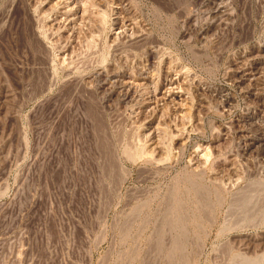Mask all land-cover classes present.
I'll return each mask as SVG.
<instances>
[{
	"label": "rangeland",
	"instance_id": "374dc122",
	"mask_svg": "<svg viewBox=\"0 0 264 264\" xmlns=\"http://www.w3.org/2000/svg\"><path fill=\"white\" fill-rule=\"evenodd\" d=\"M225 1L0 0V264H264V0Z\"/></svg>",
	"mask_w": 264,
	"mask_h": 264
},
{
	"label": "bare ground",
	"instance_id": "6f19581e",
	"mask_svg": "<svg viewBox=\"0 0 264 264\" xmlns=\"http://www.w3.org/2000/svg\"><path fill=\"white\" fill-rule=\"evenodd\" d=\"M64 1H68V0H64ZM70 1V0H69ZM71 1H74V0H71ZM115 1V0H114ZM217 1V0H216ZM227 1V0H226ZM225 1V2H226ZM99 2V1H98ZM213 2V1H212ZM220 2V1H219ZM222 2V1H221ZM70 3V2H69ZM82 3V2H81ZM88 3V2H87ZM119 3L121 4V2L119 1ZM125 3V2H124ZM210 3V2H209ZM83 4V3H82ZM86 4V3H85ZM116 4V3H115ZM216 4V3H215ZM218 4V3H217ZM53 5V4H52ZM64 5H65V2H64ZM84 5V4H83ZM82 5V6H83ZM128 5V4H127ZM225 5V4H224ZM75 6V5H74ZM87 6V5H86ZM119 6V5H118ZM222 7H223V5H221ZM116 7V6H115ZM120 7H121V5H120ZM125 7H126V5H125ZM211 7V6H210ZM213 7V6H212ZM71 7H69V9H70ZM220 8V7H219ZM65 9V8H64ZM68 9V8H67ZM73 9V8H72ZM71 9V10H72ZM102 9V8H101ZM120 9V8H119ZM126 9V8H125ZM215 9V8H214ZM213 9V10H214ZM78 10V9H77ZM87 10V9H86ZM124 10V9H123ZM223 10V9H222ZM227 10V9H226ZM62 11V10H61ZM67 11V10H66ZM116 11H117V9H116ZM126 11V10H125ZM225 11V10H224ZM214 12V11H213ZM216 12V11H215ZM220 12V11H219ZM227 13H228V11H226ZM117 13V12H116ZM122 13V12H121ZM223 13V12H222ZM60 14H61V12H60ZM64 14V13H63ZM101 14V13H100ZM124 14V17H125V15H126V13L124 12L123 13ZM128 14V13H127ZM219 14H221V13H219ZM229 14V13H228ZM118 15V14H117ZM80 17H81V15H79ZM123 16V15H122ZM224 16V15H223ZM65 17V16H64ZM73 17V16H72ZM214 17H215V15H214ZM122 18V17H121ZM127 18V17H126ZM128 18H130V17H128ZM132 18V17H131ZM130 18V19H131ZM54 19H56V18H54ZM69 19H70V17H69ZM104 19V18H103ZM116 19V18H115ZM196 19V18H195ZM214 19V18H213ZM212 19V20H213ZM226 19V18H225ZM61 20V19H60ZM63 20V19H62ZM78 20V19H77ZM123 20H124V18H123ZM122 20V21H123ZM211 20V21H212ZM55 21V20H54ZM53 21V22H54ZM127 21V20H126ZM125 21V22H126ZM61 22V21H60ZM72 22V21H71ZM75 22V21H74ZM130 22H133V20L132 21H130ZM136 22V21H135ZM56 23V22H55ZM62 23V22H61ZM64 23V22H63ZM69 23V22H68ZM120 23H122V22H120ZM208 23V22H207ZM217 23H219V22H217ZM52 24V23H51ZM73 24H75V23H73ZM124 24V23H123ZM133 23H131V25H132ZM210 24V23H209ZM216 24V23H215ZM125 25V24H124ZM130 25V26H131ZM134 25V24H133ZM132 25V26H133ZM208 25V24H207ZM54 26V25H53ZM57 26V25H56ZM73 26V25H72ZM120 26V25H119ZM119 26H117V27H119ZM123 26V25H122ZM124 27V26H123ZM126 27V26H125ZM128 28V27H127ZM131 28V27H130ZM218 28V27H217ZM120 32H121V30H119ZM118 31V32H119ZM122 31H123V29H122ZM140 32V31H139ZM204 33V32H203ZM116 34V33H115ZM114 34V36H116ZM134 35H135V33H133ZM141 35H142V33H141ZM138 36V35H137ZM183 36H184V34H183ZM131 37V36H130ZM115 40V39H114ZM135 41V40H134ZM131 44V43H130ZM153 45V44H152ZM130 46V45H129ZM158 48V47H157ZM258 51V50H257ZM150 52V51H149ZM248 53V52H247ZM126 54V53H125ZM261 54V53H260ZM259 54V55H260ZM153 55V54H152ZM155 55V54H154ZM258 55V54H257ZM257 55H256V52H255V55L253 56V57H257ZM150 56V55H149ZM247 57V60L249 59L248 58V56H246ZM125 58V57H124ZM251 58V57H250ZM252 59V58H251ZM250 59V60H251ZM150 60V59H149ZM257 60V59H256ZM241 61V60H240ZM262 61V60H261ZM246 62V61H245ZM251 61H249V63H250ZM123 63H124V61H123ZM123 63H121V64H123ZM242 63H244V61L242 62ZM236 64V63H235ZM241 64V63H240ZM238 65V64H237ZM263 65V64H262ZM115 66V65H114ZM124 66V65H123ZM146 66V65H145ZM253 66V65H252ZM113 67V66H112ZM236 68H238L239 67V65L238 66H235ZM235 67H233V68H235ZM100 68V67H99ZM242 68V67H241ZM258 68H259V63H258ZM261 68V67H260ZM107 69V68H106ZM116 69V68H115ZM243 69V68H242ZM247 69V68H246ZM113 70V69H112ZM239 70V69H238ZM253 70H255V69H253ZM260 70V69H259ZM261 70H263L264 71V69H261ZM260 70V71H261ZM107 71V70H106ZM115 71V70H114ZM114 71H111L110 73H109V75H108V78H111L112 80H113V82L114 83H116V85H118V87L120 88V89H123L122 90V92L124 91V94L126 95V93H128V92H130V88H131V84H128L127 83V81L126 80H123V78H122V80L119 78V75H117V74H115L114 73ZM123 71V70H122ZM249 71V70H248ZM258 71V70H257ZM99 72H100V70H99ZM244 72V71H243ZM255 72V71H254ZM254 72L253 71H250V73L251 74H254ZM105 73V72H104ZM107 73H108V71H107ZM118 73V72H117ZM164 73V72H163ZM235 73V72H234ZM237 73V72H236ZM97 74H98V72H97ZM96 74V75H97ZM126 74V73H125ZM124 74V75H125ZM139 74V73H138ZM258 74H260V72L258 73ZM261 74H263V73H261ZM95 75V74H94ZM100 75V74H99ZM106 75V74H105ZM122 75H123V73H122ZM159 75V74H158ZM164 75V74H163ZM245 75H246V73H245ZM143 76V75H142ZM149 76V75H148ZM232 76V75H231ZM240 76H242V75H240ZM248 76V75H247ZM257 76V75H256ZM81 77V76H80ZM117 77L120 79V80H118L117 79ZM121 77V76H120ZM165 77V76H164ZM238 77V76H237ZM134 78V77H133ZM136 78H138V77H136ZM232 78H233V76H232ZM235 78V77H234ZM247 78H250V77H247ZM246 78V79H247ZM98 79V78H97ZM253 79H254V77H253ZM109 80V79H108ZM112 80H111V83H112ZM114 80H117V82H115ZM150 80V79H149ZM175 80V79H174ZM235 80V79H234ZM101 81V80H100ZM100 81H99V83H100ZM103 81L105 82V79H104V77H103ZM103 81L99 84L101 87H103L104 86V84L105 83H103ZM107 81V80H106ZM144 81V80H143ZM148 81V80H147ZM168 81H170V80H168ZM130 82H131V80H130ZM142 82V81H141ZM141 82H139V83H141ZM238 82V81H237ZM95 83V82H94ZM132 83V82H131ZM154 83V82H153ZM133 85H134V82L132 83ZM137 84V83H136ZM135 84V85H136ZM144 84V83H143ZM149 84V83H148ZM152 84V83H151ZM150 84V85H151ZM96 85H98V84H96ZM98 85V86H99ZM112 85V84H111ZM114 85V84H113ZM112 85V86H113ZM110 86V85H109ZM144 86V85H143ZM146 86V85H145ZM152 86V85H151ZM136 87V86H135ZM139 87V86H138ZM174 87V86H173ZM99 88V87H98ZM114 88V87H113ZM145 88V87H144ZM150 88V87H149ZM149 88H148V90H149ZM119 89V90H120ZM136 89V88H135ZM140 89V88H139ZM88 90V89H87ZM106 90V89H105ZM138 90V89H137ZM108 91V90H107ZM146 91V90H145ZM165 91H167V90H165ZM164 91V92H165ZM169 91V90H168ZM113 92V91H112ZM133 92V91H132ZM135 93H137L136 91H134ZM111 93V92H110ZM131 93V92H130ZM173 93V92H172ZM119 94V93H118ZM129 94V93H128ZM149 94H150V92H149ZM153 94V93H152ZM169 94V93H168ZM112 95V94H111ZM117 95V94H116ZM166 95V94H165ZM256 95V94H255ZM102 96V95H101ZM122 97H123V95H121ZM132 96V95H131ZM154 96V95H153ZM160 96V95H159ZM158 96V97H159ZM258 96V95H257ZM128 97V96H127ZM147 97V96H146ZM156 97V96H155ZM110 98H111V96H110ZM160 98V97H159ZM166 98V97H165ZM174 98V97H173ZM121 99V98H120ZM149 99V98H148ZM155 99V98H154ZM167 99V98H166ZM108 100V99H107ZM157 100V99H156ZM170 100H171V98H170ZM264 100V99H263ZM122 101V100H121ZM149 101V100H148ZM227 101V100H226ZM134 102V101H133ZM152 102V101H151ZM175 102V101H174ZM264 103V102H263ZM157 104H158V101H157ZM148 105V104H147ZM154 105V104H153ZM156 105V104H155ZM184 105V104H183ZM151 106V105H150ZM185 106V105H184ZM155 108H156V106H155ZM155 108H154V110H155ZM158 108H160V107H158ZM181 108V107H180ZM162 109V108H161ZM157 110V109H156ZM164 110V109H163ZM163 110H160V113L162 114V111ZM185 110V109H184ZM183 110V111H184ZM158 111V110H157ZM185 111H189V110H185ZM262 111H263V109H262ZM152 112V111H151ZM156 112V111H155ZM175 112V111H174ZM264 113V112H263ZM164 114V113H163ZM175 114V113H174ZM186 114V113H185ZM262 114V113H261ZM154 115H156L155 113H154ZM187 115V114H186ZM249 115V114H248ZM164 116H165V114H164ZM174 116V115H173ZM175 116H177L178 118L177 119H179V120H181V118L183 117V116H185L184 115V112H182V111H180V112H177L176 113V115ZM188 116H189V113H188ZM256 116V115H255ZM161 118H162V116H160ZM154 118H156V117H154ZM172 118V117H171ZM174 118V117H173ZM150 119V118H149ZM160 119V118H159ZM163 119V118H162ZM183 119V118H182ZM185 119V118H184ZM184 119H183V121H184ZM251 120V119H250ZM261 120V119H260ZM164 121H165V119H164ZM188 121H189V119H188ZM252 121V120H251ZM149 122H151V121H149ZM182 121H175V120H173V122H171V125L173 126V128H175L176 130H177V132H178V138L179 139H181L182 137H185V136H187V135H185V133L184 132H187V131H185L184 130V132H182V130H181V127H177V123H181ZM250 122V121H249ZM162 123V122H161ZM169 123H170V121H169ZM189 123V122H188ZM187 123V124H188ZM251 123V122H250ZM264 123V122H263ZM165 124H166V121H165ZM186 124V125H187ZM243 124V123H242ZM248 124V123H247ZM252 124V123H251ZM253 124H255V122L253 123ZM162 125V124H161ZM161 125H159V123H157V122H155L154 124L152 123V124H150V129L148 130V132L146 133V138L144 137V148L146 149V151H151V152H153V154L152 155H154V158H155V153L158 155L159 153H160V156H161V152H162V150H163V147H165L164 146V144H162L161 142L162 141H160V139H159V136L161 137L162 135H159L160 134V132L161 131H164V129L162 130V127H161ZM167 126H168V124H166ZM165 125V126H166ZM183 125L185 126V124L183 123ZM170 126V125H169ZM192 126V125H191ZM259 126V125H258ZM263 126V125H262ZM190 127V126H189ZM255 126H253V128H254ZM168 128V127H167ZM166 128V129H167ZM173 128H171V129H173ZM184 128V127H183ZM182 128V129H183ZM188 128V127H187ZM246 128V127H245ZM264 129V128H263ZM169 130V129H168ZM189 130V129H188ZM222 130V129H221ZM250 130V129H249ZM251 130H253V129H251ZM166 131V130H165ZM173 131H175L174 129H173ZM170 132H172V131H170ZM175 133H176V131H175ZM183 133H184V135L185 136H183ZM161 134H163V133H161ZM166 134V133H165ZM188 134V133H187ZM174 135H176V134H174ZM173 135V136H174ZM145 136V135H144ZM163 136H165V135H163ZM165 137H167V136H165ZM241 137V136H240ZM244 140H245V144H248V145H250L251 144V146H252V144H254V143H256L257 145H261V146H263V144H264V132L262 131V129L261 128H258V130L253 134V133H245L244 134ZM177 138V139H178ZM165 139V138H164ZM167 139V138H166ZM187 139V138H186ZM172 140V139H171ZM184 141H185V139H184ZM183 140H182V143L184 142ZM243 141V140H242ZM170 142V141H169ZM180 142V144H181V141H179ZM169 144V143H168ZM179 144V143H178ZM245 146V145H244ZM202 147V146H201ZM200 147V148H201ZM257 147V146H256ZM255 147V148H256ZM264 147V146H263ZM199 148V147H198ZM199 148V149H200ZM206 148V147H205ZM253 149V150H256V149ZM258 148V147H257ZM261 148V147H260ZM165 149V148H164ZM142 150H143V147H142ZM141 150V151H142ZM168 150H169V147H168ZM145 150H144V153L146 152ZM165 151V150H164ZM251 151V150H250ZM257 151V150H256ZM131 152V151H130ZM129 152V153H130ZM136 153V152H135ZM137 154V153H136ZM151 154V153H150ZM196 154V153H195ZM203 154L204 155H206L207 154V150H206V152L204 151L203 152ZM145 155H146V153H145ZM167 155V154H166ZM192 155V154H191ZM209 155H210V153H209ZM148 156V155H147ZM194 156V155H193ZM151 157V156H150ZM192 157V156H191ZM149 158V157H148ZM162 158V157H161ZM166 158V157H165ZM196 158V157H195ZM132 159V158H131ZM191 159V158H190ZM198 159V158H197ZM204 159V158H203ZM149 160V159H148ZM154 160H156V159H154ZM163 160H164V158H163ZM195 160V159H194ZM193 160V161H194ZM162 161V160H161ZM200 161V160H199ZM204 161V160H203ZM151 162V161H150ZM198 162V161H197ZM195 163V162H194ZM206 163V162H205ZM161 164V163H160ZM203 165V164H202ZM196 166V165H195ZM193 167V166H192ZM197 167V166H196ZM201 168V167H200ZM220 168V167H219ZM199 169V168H198ZM200 170V169H199ZM194 172V171H193ZM231 172H233V171H231ZM235 178H236V175H235ZM223 179V178H222ZM190 180V179H189ZM193 180V179H192ZM214 180V179H213ZM195 181V180H194ZM194 181H190V183L192 182L193 184H192V186H193V189H194V191L196 192L195 194H197L198 196H199V199L201 200V201H204V198H205V195H206V191L204 190V188H202V186L201 185H199L198 183H196V182H194ZM213 182V181H212ZM233 182V181H232ZM262 184V183H261ZM177 194V193H176ZM197 197V196H196ZM208 199V198H207ZM177 201V200H176ZM176 201H175V203H176ZM243 204V203H242ZM174 205H176V207H175V210H176V212L179 210V205L178 204H174ZM173 207V206H172ZM174 209V208H173ZM174 210V211H175ZM204 210V209H203ZM206 211V210H205ZM175 212V213H176ZM180 213V212H179ZM178 213V214H179ZM177 214V213H176ZM181 217V216H180ZM179 217V218H180ZM169 219V218H168ZM181 219V218H180ZM171 220V219H170ZM181 221V220H180ZM179 221V219H178V217L176 218L175 217V219H174V222H171V223H169V224H174L175 226L177 225V226H179L180 227V223H182V222H180ZM168 222V221H167ZM170 222V221H169ZM176 226V227H177ZM180 229V228H179ZM181 229H183V227H181ZM179 231V230H178ZM184 239V238H183ZM179 243V242H178ZM178 243L176 242L175 244V246H176V248L178 249ZM180 247V246H179ZM175 248V247H174ZM258 249V248H257ZM244 262H246V260L244 261ZM243 262V263H244ZM246 263H248V262H246ZM249 264H251V263H249Z\"/></svg>",
	"mask_w": 264,
	"mask_h": 264
}]
</instances>
